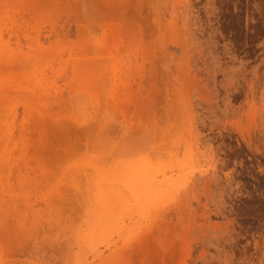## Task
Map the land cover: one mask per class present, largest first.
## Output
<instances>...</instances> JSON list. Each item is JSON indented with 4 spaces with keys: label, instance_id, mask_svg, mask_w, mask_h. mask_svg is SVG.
I'll use <instances>...</instances> for the list:
<instances>
[{
    "label": "rangeland",
    "instance_id": "rangeland-1",
    "mask_svg": "<svg viewBox=\"0 0 264 264\" xmlns=\"http://www.w3.org/2000/svg\"><path fill=\"white\" fill-rule=\"evenodd\" d=\"M0 264H264V0H0Z\"/></svg>",
    "mask_w": 264,
    "mask_h": 264
},
{
    "label": "bare ground",
    "instance_id": "bare-ground-1",
    "mask_svg": "<svg viewBox=\"0 0 264 264\" xmlns=\"http://www.w3.org/2000/svg\"><path fill=\"white\" fill-rule=\"evenodd\" d=\"M111 81V80H110ZM109 87V86H108ZM108 98V97H107ZM104 101V100H103ZM154 106V105H153ZM152 109V108H151ZM151 113V112H150ZM150 118V117H149ZM56 159V158H55Z\"/></svg>",
    "mask_w": 264,
    "mask_h": 264
}]
</instances>
